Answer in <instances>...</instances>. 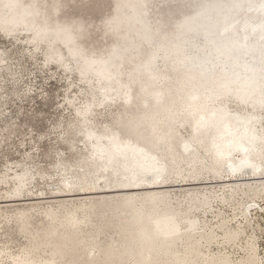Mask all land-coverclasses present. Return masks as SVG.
Returning a JSON list of instances; mask_svg holds the SVG:
<instances>
[{
	"label": "rangeland",
	"instance_id": "1",
	"mask_svg": "<svg viewBox=\"0 0 264 264\" xmlns=\"http://www.w3.org/2000/svg\"><path fill=\"white\" fill-rule=\"evenodd\" d=\"M53 1L23 0L36 11L33 30L51 29L53 47L65 52L71 72L45 61L46 47L36 48L28 32L13 39L0 35V201H16L0 202V264H202L208 254L217 256L214 264H264V107L256 125L260 149L252 156L259 172L246 174L253 178L247 180L231 174L203 140L188 160L176 133L188 138L190 126L170 117L175 94L169 81L183 88L188 103L201 92L221 91L225 76L219 69L207 77L193 63L205 52L202 28L233 0H58L57 15ZM90 61L106 75L91 72ZM159 63L168 65L170 75ZM104 85L111 87L112 104L94 105L97 129L105 135L119 130L121 137L132 135L159 149L170 163L159 184L199 185L50 197L61 178L93 167L80 166L89 142L82 138L75 107ZM229 108L251 110L234 100ZM158 110L172 123L155 124ZM222 176L229 178L218 182ZM150 185L125 190L157 187ZM159 219L179 229L159 228ZM136 225L148 237L134 260L114 256L125 231L134 232Z\"/></svg>",
	"mask_w": 264,
	"mask_h": 264
},
{
	"label": "bare ground",
	"instance_id": "2",
	"mask_svg": "<svg viewBox=\"0 0 264 264\" xmlns=\"http://www.w3.org/2000/svg\"><path fill=\"white\" fill-rule=\"evenodd\" d=\"M58 11L59 3L55 0L52 4V12L57 15ZM36 24V11L23 0H0V35L13 39L22 31L28 32L27 40L32 41L36 48L40 45L46 47L45 61H54L65 71L71 72L72 64L67 60L65 52L53 47L51 29L37 33L33 30ZM201 42L205 52L195 60L193 66L202 69L203 73L206 72L207 77H213L215 75L213 71L219 69L225 78L220 84L221 91L201 92V96L197 100H191L190 103L184 99L183 88L178 83L165 79L170 82L175 94L170 117H176L181 124H188L191 129L188 138L176 133L179 149L190 160L196 157V144L203 140L210 145L218 160L226 162L227 167L233 169L231 174H257L259 169L256 167L257 163L252 161V156L260 149L256 125L260 122L258 110L264 107V0H233L216 19L202 28ZM159 65L163 73L170 75L167 64L159 63ZM86 67L96 75H106V70L93 61L86 62ZM111 94L110 85L101 86L97 95H91L83 106L75 107V113L81 123L82 138L89 142L88 155L81 158L80 166L93 167L71 178L67 176L61 178L57 183L59 185L49 191L50 197L84 199L98 197L99 192L103 191H108L100 193L104 196H117L134 192L142 193L146 190L147 192L168 191L180 185H199L196 182H193V185L186 182L174 183L175 185L171 186L159 184L170 169V163L163 161L159 149H153L143 139H133L132 135L131 138L128 135L121 137L116 134L119 130L105 135L97 129V124L91 121L94 105L105 103L110 106ZM231 100L236 101L240 106H248L251 110L231 111L229 108ZM159 121L164 124L172 123L171 118L158 110L155 124ZM235 153H239L236 161L233 160ZM25 175L26 172H23L17 178L23 180ZM222 177L217 179L218 182L225 179ZM242 179L253 178L243 176ZM110 183H114V186L108 187ZM142 184L146 186L152 184L150 186L157 187L125 190L126 187ZM73 185L80 186L81 190H73ZM0 202L12 204L16 201ZM70 208L72 211L76 209L74 205H70ZM156 222L157 227L171 232L179 229L160 219ZM142 231V227L137 225L134 227V232L125 231L127 237L120 244H116L113 255L133 261V254L140 251L143 241L148 237V233ZM216 257L214 254L203 255L202 264H214Z\"/></svg>",
	"mask_w": 264,
	"mask_h": 264
},
{
	"label": "water",
	"instance_id": "3",
	"mask_svg": "<svg viewBox=\"0 0 264 264\" xmlns=\"http://www.w3.org/2000/svg\"><path fill=\"white\" fill-rule=\"evenodd\" d=\"M241 169H243V168H241ZM241 169H240V170H241ZM244 169H246V168H244ZM238 170H239V169H238ZM238 170H237V171H238ZM246 177H249V176L246 175ZM222 178L227 179L228 177L226 176V177H222ZM219 180H221V179H219ZM193 182H196V181H191V180H190V181H187L186 183L192 185ZM180 183H185V182H180Z\"/></svg>",
	"mask_w": 264,
	"mask_h": 264
}]
</instances>
